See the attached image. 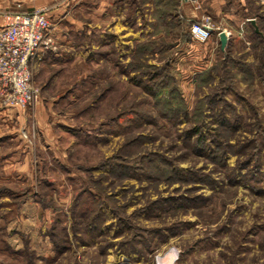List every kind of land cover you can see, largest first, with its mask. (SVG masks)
Segmentation results:
<instances>
[{
    "label": "rangeland",
    "instance_id": "374dc122",
    "mask_svg": "<svg viewBox=\"0 0 264 264\" xmlns=\"http://www.w3.org/2000/svg\"><path fill=\"white\" fill-rule=\"evenodd\" d=\"M52 1L39 96L0 90V264H264V43L193 39L183 0Z\"/></svg>",
    "mask_w": 264,
    "mask_h": 264
},
{
    "label": "built area",
    "instance_id": "2783aa9c",
    "mask_svg": "<svg viewBox=\"0 0 264 264\" xmlns=\"http://www.w3.org/2000/svg\"><path fill=\"white\" fill-rule=\"evenodd\" d=\"M191 1L195 8L201 7L200 0ZM18 6L5 13V22L0 26V90L10 102L25 106L39 96V88L32 81V62L52 46V23L48 6ZM191 28L192 38L200 42L208 41L214 32L218 37L222 31L228 37L233 34V30L216 24L209 14L194 19ZM239 33H244L243 27Z\"/></svg>",
    "mask_w": 264,
    "mask_h": 264
},
{
    "label": "crops",
    "instance_id": "0c3cea01",
    "mask_svg": "<svg viewBox=\"0 0 264 264\" xmlns=\"http://www.w3.org/2000/svg\"><path fill=\"white\" fill-rule=\"evenodd\" d=\"M255 1L259 6L257 13L251 12L249 0H200L201 7L199 9L195 8L191 0H184L183 4L184 11L189 17H200L202 14H209L221 26L233 30V33L240 32L241 27H243L245 33H248V31L250 33L259 31L258 22L264 17V0ZM52 2V0H0V26L5 22V13L17 9L19 4L23 9L49 5L51 8L48 9L47 14L51 17L55 12L61 11L60 3L52 5ZM230 38L231 36L228 43ZM217 41L221 45L220 36H217Z\"/></svg>",
    "mask_w": 264,
    "mask_h": 264
},
{
    "label": "trees",
    "instance_id": "16d2710c",
    "mask_svg": "<svg viewBox=\"0 0 264 264\" xmlns=\"http://www.w3.org/2000/svg\"><path fill=\"white\" fill-rule=\"evenodd\" d=\"M258 26H259V31H257V32L256 31L255 32L253 31L251 33H254V35L257 37V39L260 40V41H262L264 43V29H263V27H264V17L258 22ZM191 37H192V35H191ZM157 74H159L160 75L159 77H161V79L157 80V83L158 84L159 83H165L166 76L167 75H171L166 70V66H162V65L161 66H158ZM216 93L213 94V95L210 94L209 96H207L206 100L207 101H211L213 99H216L215 98ZM193 130L197 132L199 138H201V139L204 138V133L202 131V128H201V125L200 124H197L193 128Z\"/></svg>",
    "mask_w": 264,
    "mask_h": 264
},
{
    "label": "water",
    "instance_id": "95a60500",
    "mask_svg": "<svg viewBox=\"0 0 264 264\" xmlns=\"http://www.w3.org/2000/svg\"><path fill=\"white\" fill-rule=\"evenodd\" d=\"M221 47L224 49L229 41V37L225 31L220 32Z\"/></svg>",
    "mask_w": 264,
    "mask_h": 264
},
{
    "label": "bare ground",
    "instance_id": "6f19581e",
    "mask_svg": "<svg viewBox=\"0 0 264 264\" xmlns=\"http://www.w3.org/2000/svg\"><path fill=\"white\" fill-rule=\"evenodd\" d=\"M171 263V260L170 258H168V260L166 259L162 264H170Z\"/></svg>",
    "mask_w": 264,
    "mask_h": 264
}]
</instances>
